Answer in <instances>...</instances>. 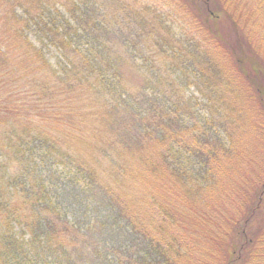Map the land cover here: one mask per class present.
Returning <instances> with one entry per match:
<instances>
[{"label": "trees", "instance_id": "1", "mask_svg": "<svg viewBox=\"0 0 264 264\" xmlns=\"http://www.w3.org/2000/svg\"><path fill=\"white\" fill-rule=\"evenodd\" d=\"M0 264H264V0H0Z\"/></svg>", "mask_w": 264, "mask_h": 264}]
</instances>
